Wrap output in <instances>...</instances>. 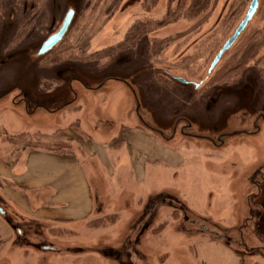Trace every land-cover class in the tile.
<instances>
[{"label":"rangeland","instance_id":"obj_1","mask_svg":"<svg viewBox=\"0 0 264 264\" xmlns=\"http://www.w3.org/2000/svg\"><path fill=\"white\" fill-rule=\"evenodd\" d=\"M250 2L214 0L198 33L184 34L185 22L150 32L102 68L99 56L55 60L79 43L115 44L138 18H162L167 0L153 10L144 9L151 0H0V152L10 149L3 134L74 151L91 143L77 155L102 205L49 237L0 200V230L11 229L0 264H264V78L251 68L238 84L193 98ZM69 10L66 41L38 56ZM263 12L258 0L240 38L264 26ZM155 38L171 44L151 56ZM74 123L78 139L64 134ZM132 128L149 136L129 139ZM159 142L164 150H153Z\"/></svg>","mask_w":264,"mask_h":264},{"label":"crops","instance_id":"obj_2","mask_svg":"<svg viewBox=\"0 0 264 264\" xmlns=\"http://www.w3.org/2000/svg\"><path fill=\"white\" fill-rule=\"evenodd\" d=\"M72 103L73 101L65 105ZM69 130L71 132L63 131L66 132L65 136L78 139L75 138L76 131L73 130L72 133ZM138 130L142 131L140 128L129 129L134 132L128 135L129 139L138 138L143 141L147 138V133L142 135ZM3 137L2 140L10 145V149L6 153L0 152V200L11 205L32 226L41 228L50 237L56 224L84 221L93 214L102 213V205L95 203L93 189L77 155V150L84 152L91 143L82 142L81 150L77 148L71 154H58L43 147H17L7 141L5 134ZM129 139L127 138V143L130 142ZM164 147L159 142L153 146V150H164ZM146 150L147 148L143 149ZM89 152L88 156L91 157L96 151L90 149ZM138 158L141 166V156ZM6 228L7 230H0V239H11V233H8L11 229L8 225Z\"/></svg>","mask_w":264,"mask_h":264},{"label":"trees","instance_id":"obj_3","mask_svg":"<svg viewBox=\"0 0 264 264\" xmlns=\"http://www.w3.org/2000/svg\"><path fill=\"white\" fill-rule=\"evenodd\" d=\"M151 2L152 3H145V7L143 6L145 10H153L158 0H151ZM214 4V0H167L168 8L162 18L156 20L152 17L148 19L138 18L134 24L131 25L124 37L117 40L115 44L105 46V48L100 50H93L91 46L84 43L67 47L63 50L65 54L60 53L62 56L60 55L61 57L55 60V63L71 60L76 63H84L86 62L85 60L88 61L90 58L95 59L99 56L100 59H107L105 61L106 65L102 66V68H107L116 60L120 53L134 51L140 40L146 37L150 32L158 31L180 22H185L189 24V27L184 34L187 33L186 35H190L198 33L207 23ZM234 10L236 11H233V22L238 21V18H240L242 5ZM262 19V21H264V12L262 14ZM68 33L69 30L64 39L57 45L58 48L66 41ZM152 42L153 44L149 50L151 56H158L162 49H165L166 46L171 44V41L166 38H155L152 39ZM234 46L235 47L224 60L219 61L216 69L212 71V74L207 77L206 84L196 91V93H193V98L197 99L201 94L210 95L218 88L232 87L238 84L240 80L249 73L251 68L258 71L259 75H262L264 78V26L250 31L241 37L240 41ZM48 54L46 56H48ZM183 58L186 59L187 62L180 61V63L187 64L190 62L189 57ZM48 65L51 66V64ZM157 77L161 82H164L166 79L160 75ZM76 126L77 124L74 123L71 128H74L73 130L80 135L81 133L75 128ZM23 136V134L12 135L8 136L6 139L17 147L24 149L43 147L58 154H71L73 152L71 144L62 141L49 145H41L39 140H35L34 143L24 142L20 144ZM14 142L17 143L15 144Z\"/></svg>","mask_w":264,"mask_h":264},{"label":"water","instance_id":"obj_4","mask_svg":"<svg viewBox=\"0 0 264 264\" xmlns=\"http://www.w3.org/2000/svg\"><path fill=\"white\" fill-rule=\"evenodd\" d=\"M258 8V0H251L248 10L242 19V21L239 23L233 34L226 40V42L223 44L222 48L219 50L215 58L213 59L210 71H212L216 65L219 63L223 55L235 44V42L238 40L240 35L244 32L246 29L248 23L252 20L253 16L255 15ZM74 17V11L69 10L61 24L60 29L52 36H50L41 46L38 55H44L48 53L51 49H53L65 36L67 33L71 22ZM179 82L183 83L184 81L179 79Z\"/></svg>","mask_w":264,"mask_h":264},{"label":"flooded vegetation","instance_id":"obj_5","mask_svg":"<svg viewBox=\"0 0 264 264\" xmlns=\"http://www.w3.org/2000/svg\"><path fill=\"white\" fill-rule=\"evenodd\" d=\"M54 34H55V33H54ZM54 34H52V35H54ZM52 35H51V36H52ZM39 50H40V49H39ZM51 50H52V49H51ZM51 50H50L49 52H51ZM38 52H39V51H38ZM49 52H48V53H49ZM46 54H47V53H46ZM46 54H44V55H46ZM44 55H41V56H44ZM38 56H39V55H38ZM21 99H22V98H21ZM24 101H25V100H24ZM26 102H27V101H25V103H26ZM26 104H27V103H26Z\"/></svg>","mask_w":264,"mask_h":264}]
</instances>
